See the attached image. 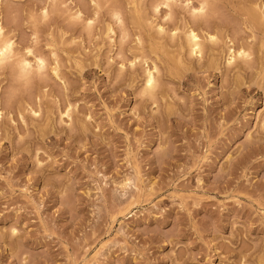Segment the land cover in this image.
I'll return each mask as SVG.
<instances>
[{"label":"rangeland","instance_id":"obj_1","mask_svg":"<svg viewBox=\"0 0 264 264\" xmlns=\"http://www.w3.org/2000/svg\"><path fill=\"white\" fill-rule=\"evenodd\" d=\"M201 1L0 2V264H264V30L208 0L219 41L192 56Z\"/></svg>","mask_w":264,"mask_h":264},{"label":"bare ground","instance_id":"obj_2","mask_svg":"<svg viewBox=\"0 0 264 264\" xmlns=\"http://www.w3.org/2000/svg\"><path fill=\"white\" fill-rule=\"evenodd\" d=\"M2 0H0L1 2ZM170 1H173V0H165V4L166 6H170ZM247 1V0H246ZM249 1V0H248ZM260 1L263 2V0H259L257 2V0H251V3L255 2V6L256 8H254L255 6L252 5V9H255L253 10V13H251L250 11V15L248 16V14L246 15L247 16V19L249 17V25L250 27L254 30L255 28L256 29H260V30H264V2L261 3ZM207 3H208V0H202L201 3H200V6L199 7H192L191 9V15H192V23L194 25H187V29L185 31V42H183V44L185 43L186 46L188 47L189 49V52L192 56H196V57H200L202 58L203 57V54H204V49H205V46L210 48V49H214L215 46H213L214 44H216L219 39H218V36H216V34H210V33H206L204 36L205 38L203 39L202 35H200L197 31H196V24H200L203 23L205 24L204 26L209 28L211 27V23H214L212 20V18L209 16V12L207 11ZM1 4V3H0ZM160 5V4H159ZM187 5V4H186ZM251 6V5H250ZM159 7V6H158ZM250 8V7H249ZM45 11V10H44ZM246 12V11H245ZM248 12V11H247ZM243 13V12H242ZM241 13V14H242ZM208 14V15H207ZM132 15V14H131ZM216 15V14H215ZM243 15V14H242ZM134 16V15H133ZM207 16L210 17V20ZM213 16V15H212ZM79 17V16H78ZM143 17V16H142ZM246 19V17H245ZM219 20V19H218ZM228 21V20H227ZM220 22V21H219ZM222 22V21H221ZM137 24V23H135ZM221 24V23H220ZM222 25V24H221ZM220 25V26H221ZM198 26V25H197ZM223 26V25H222ZM159 27V30L158 33L160 32H163L164 31V27L162 26H158ZM199 28V27H198ZM177 30V29H176ZM222 30V29H221ZM225 30V29H224ZM160 31V32H159ZM173 31V30H172ZM223 31V30H222ZM221 31V32H222ZM264 32V31H263ZM217 33V32H216ZM176 31L172 32V37L174 38L176 36ZM170 36V37H171ZM221 38L222 35H220ZM123 37V36H122ZM253 38V37H252ZM229 39V38H228ZM234 39V38H233ZM205 40L209 41L210 43L209 44H206L205 43ZM224 40V38H223ZM182 41V40H181ZM221 41V40H220ZM208 43V42H207ZM184 44V45H185ZM182 47V46H180ZM219 47V46H218ZM245 47V46H244ZM243 46L238 48L235 47V44L234 42L231 40V38L229 40L226 41V45H220V49L224 51V48H226V54L228 56L227 58V65H228V68L231 69L235 64H237V67H239L240 69L242 68L243 69V72L244 70H249L250 68L248 67V64H249V61L251 57L250 53H249V49L247 50V48L245 49ZM249 47V46H248ZM33 51L32 49H28V52L27 54L25 55H22V57L18 58L17 59V66L18 67V70L20 72V75L26 77L28 76L31 72H33L34 70H37V71H41L40 73H42V70H44V68L46 67V64H45V59L43 57H40L39 55L36 56V55H33L32 54ZM213 53V52H212ZM28 54H31L33 56H35V64L29 59L28 57ZM15 50H14V40L11 39V38H8V37H4L3 36V26L1 25L0 23V64H3L4 62H6L7 60H10V58L12 57H15ZM189 56V55H188ZM138 59L135 58V60ZM242 60L243 63H240L239 60ZM198 60V59H197ZM218 60V59H217ZM214 61V60H213ZM216 61V60H215ZM134 61H132V64H133ZM137 62V61H136ZM135 62V63H136ZM213 63V62H212ZM218 63V62H217ZM252 62H250L251 64ZM216 64V62H215ZM245 64V65H244ZM249 64V65H250ZM214 65V64H213ZM244 65V66H243ZM1 66V65H0ZM58 66V65H56ZM215 66V65H214ZM236 66V65H235ZM14 67V68H16ZM231 67V68H230ZM155 68V71H158V67L157 66H154ZM209 68V67H208ZM218 68V67H217ZM211 69V68H210ZM233 69V68H232ZM17 70V69H16ZM15 70V71H16ZM55 73H58V69L57 67L54 69ZM229 71V70H228ZM232 71V70H231ZM148 74H147V80H146V91L147 93H149L150 95H153V92L155 89H157V86H158V78L156 76V72L152 71V70H147ZM248 72V71H247ZM18 73V72H17ZM178 74V73H177ZM180 74V73H179ZM264 74V73H263ZM19 75V73H18ZM57 75V74H56ZM183 75V74H182ZM20 76V77H21ZM238 77V76H237ZM27 79V77L25 78ZM260 80V79H259ZM258 80V81H259ZM164 83V82H162ZM236 83V81H235ZM239 84V83H238ZM145 88V87H144ZM151 97V96H150ZM155 98V97H154ZM152 99V97H151ZM72 106V105H71ZM71 108V107H69ZM157 111V110H156ZM70 112L71 110H67L66 111V114L68 115V117L70 116ZM256 143V142H255ZM244 262V261H243Z\"/></svg>","mask_w":264,"mask_h":264}]
</instances>
